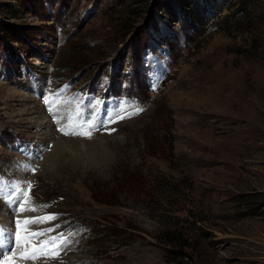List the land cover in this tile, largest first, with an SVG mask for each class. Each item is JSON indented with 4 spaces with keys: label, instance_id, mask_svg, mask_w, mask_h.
I'll use <instances>...</instances> for the list:
<instances>
[{
    "label": "rangeland",
    "instance_id": "obj_1",
    "mask_svg": "<svg viewBox=\"0 0 264 264\" xmlns=\"http://www.w3.org/2000/svg\"><path fill=\"white\" fill-rule=\"evenodd\" d=\"M123 79L142 102L108 95ZM61 92L99 104L85 117L143 111L65 136L57 120L78 105L54 118L44 103ZM12 183L33 185L37 211L0 199V227L55 214L32 229L77 233L61 261L25 264H264V0H0V188ZM84 223L113 234L98 247Z\"/></svg>",
    "mask_w": 264,
    "mask_h": 264
},
{
    "label": "snow or ice",
    "instance_id": "obj_2",
    "mask_svg": "<svg viewBox=\"0 0 264 264\" xmlns=\"http://www.w3.org/2000/svg\"><path fill=\"white\" fill-rule=\"evenodd\" d=\"M66 91V89H65ZM63 92L44 98V103L48 109L51 110L54 118L58 112L55 107L58 103L61 106L67 107L75 103L78 105V115L76 119L69 117L66 120H57L59 125L58 131L63 135L80 136L90 138L97 131H108L111 134L115 129L110 126L121 119L130 118L131 115L139 114L143 109L136 105H124L119 110L109 114L107 119H101L99 115L94 118L91 113L85 117L83 111L82 97H74L72 100L62 99ZM93 109L99 107V104L89 105ZM24 171L34 173L35 169L23 165ZM12 193L7 194L3 188H0V199L6 200L13 212V216L17 217L20 213L25 211L35 212L36 207L29 206L31 203V190L33 185L27 183L26 190L24 185L20 183L10 184ZM42 209L47 208V205H41ZM58 217L55 214L42 215L37 218L14 219V229H6L0 227V264H18V261H36L38 259H57L71 242L77 233H64L52 236L51 233L55 231L54 228L44 230H33L32 225L43 224L56 220ZM41 237H48L41 240Z\"/></svg>",
    "mask_w": 264,
    "mask_h": 264
},
{
    "label": "trees",
    "instance_id": "obj_3",
    "mask_svg": "<svg viewBox=\"0 0 264 264\" xmlns=\"http://www.w3.org/2000/svg\"><path fill=\"white\" fill-rule=\"evenodd\" d=\"M245 3L246 2L243 3V6L241 7V9H245V10L247 9L248 6H244ZM170 43H171V45L168 44L169 56H170L171 60L174 61V57H173L174 53L172 52L173 46H172V42H170ZM143 54H144V51H142L140 56L142 57ZM142 60L143 59L141 58V61ZM141 64H142V62H141ZM131 77H133V78L131 79ZM129 78L132 80V82H134V84L136 85L135 87H137V86L139 87V84H141V87H144L145 90H146V93H148L149 85H148V83L146 81L145 74L143 72H141V67L140 66H139L138 70L135 69L134 66L130 69ZM72 82H74V81H72ZM122 85L124 87L129 88V89L132 88L131 82H128L126 79H123L121 84L118 83L117 85L116 84H114V85L112 84L111 85V81H109V88H108L109 92H108V95L117 96V97H125V98H127V99H129L130 101H133V102L134 101L142 102L141 94H139L136 91L135 92H131L129 90L128 91H122V89H121L123 87ZM85 91L88 92V93H90V92L93 93V91L91 90V87H86ZM11 138H13V136H11V135L5 137V139L8 140V141H10ZM2 141H5V140L3 139ZM246 215H248V214H245L243 216H246ZM96 226L97 225H88L87 223H84V227L89 228V230L91 231L92 238L97 239L95 243L99 247V246H101V243H103L105 240L110 239L111 235L113 234V230H112V228H110L109 230H105L104 229V231H101ZM101 232H103V233H101ZM100 233H101V235H99ZM99 241H100V243H99Z\"/></svg>",
    "mask_w": 264,
    "mask_h": 264
},
{
    "label": "bare ground",
    "instance_id": "obj_4",
    "mask_svg": "<svg viewBox=\"0 0 264 264\" xmlns=\"http://www.w3.org/2000/svg\"><path fill=\"white\" fill-rule=\"evenodd\" d=\"M39 64V66L41 65L39 62H37L36 63V65H38ZM34 90V89H33ZM30 98H31V96H28V97H24V100H30ZM86 108H90V106H88V107H83V109H86ZM83 109H82V111H83ZM97 109H94V111H96ZM93 111V112H94ZM86 113V112H85ZM87 114V113H86ZM92 114V113H91ZM47 120V119H46ZM48 121V120H47ZM37 127H40V129H43L44 130V134H48V133H50V137H52V140H56V135H58V138H60V136H61V134H59V133H57L56 131H54V130H52L51 132H48V127H49V125L47 124V122L45 121V119L44 118H42V120L38 123V125H37ZM63 138V137H62ZM72 140V139H71ZM39 228V227H38ZM34 230V229H33ZM69 249V248H68ZM68 249L67 250H63L64 252H67L68 251ZM59 260L61 261V257H59ZM18 264H25V261H18Z\"/></svg>",
    "mask_w": 264,
    "mask_h": 264
},
{
    "label": "water",
    "instance_id": "obj_5",
    "mask_svg": "<svg viewBox=\"0 0 264 264\" xmlns=\"http://www.w3.org/2000/svg\"><path fill=\"white\" fill-rule=\"evenodd\" d=\"M92 12H93L92 10L88 11L87 14H86V17L89 16Z\"/></svg>",
    "mask_w": 264,
    "mask_h": 264
}]
</instances>
